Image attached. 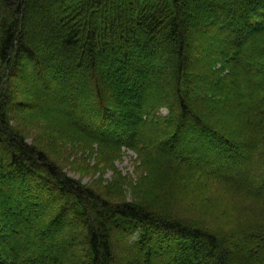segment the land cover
<instances>
[{
	"label": "trees",
	"instance_id": "trees-1",
	"mask_svg": "<svg viewBox=\"0 0 264 264\" xmlns=\"http://www.w3.org/2000/svg\"><path fill=\"white\" fill-rule=\"evenodd\" d=\"M244 38L264 63V0H0V264H21L22 252L28 264H264V195L242 171L255 163L243 154L264 155V116L253 108L264 110V83L238 95L251 75L235 61ZM153 58L170 99L148 106ZM34 81L75 118L39 110L46 101L26 90ZM195 84L227 100L204 101ZM240 116L256 129L246 145ZM126 150L136 154L131 175L115 166ZM74 151L96 155L90 169L112 171L110 181L69 175ZM212 167L242 178L204 180L198 169ZM253 183L263 189L264 174Z\"/></svg>",
	"mask_w": 264,
	"mask_h": 264
},
{
	"label": "rangeland",
	"instance_id": "rangeland-1",
	"mask_svg": "<svg viewBox=\"0 0 264 264\" xmlns=\"http://www.w3.org/2000/svg\"><path fill=\"white\" fill-rule=\"evenodd\" d=\"M244 49L241 50V56H242V60H235L237 63H241L243 64L242 66L245 68V71H250L251 75H250V80L247 81V84L245 85H239L238 90L240 91V93L238 95H241L242 97L247 95V92H251L254 93V91L252 90L255 86V84H263L264 83V63H261L259 61L256 60V58L260 57V53L255 49V45L256 42L254 41H250L248 38H244ZM204 57L208 60H212V57L210 56V54H208L207 52H204ZM199 57L197 56V59ZM201 58V56H200ZM152 64L155 65L158 68L157 74L153 75H148V77L150 79H152L153 81V85L150 86L147 90V99H146V103L148 106H150L153 103V99L152 97H156L159 98L160 100H169L170 97L168 96V94H166L165 91L163 92H159L158 90L160 89V83L164 80H166L163 77V70H164V66L162 64V62L160 60H156V58H153L151 60ZM260 70V71H259ZM237 73L234 71L233 75L235 76ZM199 75L198 72L194 71L189 73V77L188 79H190L191 81H193L194 77H197ZM32 84V88L33 91L31 90V88H26V90L28 91V94L33 93V92H37L38 96H40L41 98H43V100L46 101V105L47 107H42L40 104L37 105V108L39 110H43L44 112H47L55 117H57L60 120H73L75 118V115H70L67 112H65L67 104L68 103H63V104H59L55 101H51L49 99V97H47V95L45 96V94H43L42 88H40V86L37 84V81H34L31 83ZM214 86L218 87V82L217 81H213ZM225 88H228L229 90H232V86L229 82H225L224 83ZM41 89V90H39ZM38 90V91H37ZM204 90L205 87L202 84H195L194 88H193V94H198L200 95L199 97L204 100V101H209V102H213L215 105H223L224 101L227 100V98L225 96H223V98H216V97H212L210 98V96L208 95H204ZM151 94V97H149V95ZM32 95V94H31ZM29 97V96H28ZM26 97L25 99H27L29 102L32 101L31 98ZM261 100H264V96L260 97ZM24 99V100H25ZM70 99V98H69ZM67 102V101H66ZM261 102V101H260ZM128 110L133 112V115L130 116V121L133 122L136 120V116L134 114H136L134 108L131 105H127ZM236 107H234L235 110ZM253 108L255 109H259L262 113V115L264 116V110H262V108L260 107V105L255 104L253 106ZM80 109V108H79ZM239 109V108H238ZM244 111V110H243ZM166 111H164L165 113ZM254 112V111H253ZM75 113V111L73 112ZM243 113V112H242ZM221 114H219L220 116ZM222 117V116H221ZM258 117V115L254 116V119L256 120V118ZM241 120H242V132H243V136L239 139V143L242 145H246L250 143L251 140V136L256 135V129L254 128L255 125H250L252 124V118L248 117L244 119L243 116H240ZM251 119V120H250ZM245 120V122H244ZM223 123L225 124V128H228L229 130H231V132H235V129L233 127H237V122L236 119L234 118V114L228 112L225 115V118L222 119ZM249 122V123H248ZM149 128L152 130L153 126H149ZM33 133L36 135V132L33 131ZM105 134V131H102V134ZM106 133L110 136V135H117L119 133H115V132H111V131H106ZM120 136L118 137H123L124 136V132L121 130ZM99 137H103V135H98ZM36 136H34L35 138ZM182 137L183 139H185V134L184 132H182ZM32 139V138H30ZM153 139L155 140V142H158L159 139L158 137L155 135L153 137ZM187 143V141H186ZM49 146H53V148L55 150H57L56 148V143L52 141H50ZM57 147H59V145L57 144ZM69 148H67V152L72 150V146L68 145ZM155 150L159 153H164L165 155L167 154L170 157H176L180 154L183 155H187V153L185 152V149H180V150H176L175 149H164L161 148V146L156 145L155 146ZM185 150V151H184ZM252 151H250L249 153H245L243 154V159H245V162L248 161V156H253L255 158V163L249 164V165H245L242 168L243 173L247 174L246 177L249 178V180H253V182H256L258 184V179L260 176H262L264 174V155L261 153V150H258L257 153L253 154ZM96 155L93 158H87V156H81V154H79L78 156L76 155V151H74L72 153V155L68 156V161H66L63 164V167L65 169V171L71 175L76 177L77 179H81L83 183L85 184H91L93 180H109L112 177V171L108 170L107 172H104L105 174H101V172H97V170H92L90 169L91 167L96 165L95 160ZM77 160V162H76ZM135 160H136V154L131 151V150H126L124 151V153L122 154L121 158L119 160L116 161V168L121 171L124 175H128V174H134V170H135ZM76 162V164H72V162ZM74 162V163H75ZM87 165L89 167H87ZM219 169V168H218ZM215 168H210V169H198L200 170V176L208 181L213 179L214 177H224L227 181L232 180L235 181L237 179L240 180V178H242L239 175H236L234 173H227V172H223V174H219V170ZM197 170V169H196ZM187 174V173H186ZM193 174H196V172H191L188 173L186 175V178L190 179V177H192ZM250 184V188H252L253 190L259 189L260 192L262 193V195H264V188H260V185H255L254 183ZM235 191V190H234ZM235 194H240L237 193L235 191ZM46 214L43 212L39 213V217L37 219L34 220V223L38 224V226L40 224H43V221L45 220ZM6 226V225H5ZM7 228V226H6ZM11 231H14L13 233L17 234L19 237H23L24 240L25 236L28 237V232L24 231V230H19V229H13L11 228ZM2 238L3 239H8L10 238V234H5L2 232ZM239 242L243 245H245V241L244 240H239ZM25 252H22L19 255V259H20V263L21 264H28V258L25 256Z\"/></svg>",
	"mask_w": 264,
	"mask_h": 264
}]
</instances>
